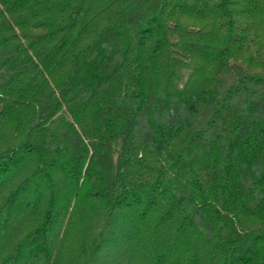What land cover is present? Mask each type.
<instances>
[{"label":"trees","instance_id":"16d2710c","mask_svg":"<svg viewBox=\"0 0 264 264\" xmlns=\"http://www.w3.org/2000/svg\"><path fill=\"white\" fill-rule=\"evenodd\" d=\"M0 264H264V0H0Z\"/></svg>","mask_w":264,"mask_h":264}]
</instances>
